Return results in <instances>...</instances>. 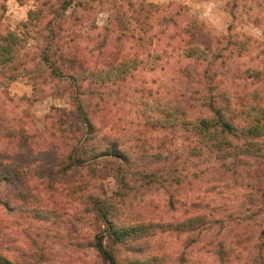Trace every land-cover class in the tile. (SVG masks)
I'll return each mask as SVG.
<instances>
[{"label":"clouds","instance_id":"1","mask_svg":"<svg viewBox=\"0 0 264 264\" xmlns=\"http://www.w3.org/2000/svg\"><path fill=\"white\" fill-rule=\"evenodd\" d=\"M0 264H264V0H0Z\"/></svg>","mask_w":264,"mask_h":264}]
</instances>
